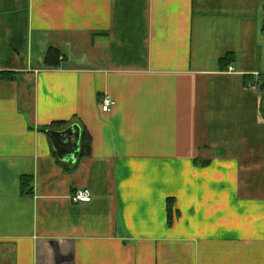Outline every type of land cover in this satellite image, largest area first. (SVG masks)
<instances>
[{"label": "crops", "instance_id": "0c3cea01", "mask_svg": "<svg viewBox=\"0 0 264 264\" xmlns=\"http://www.w3.org/2000/svg\"><path fill=\"white\" fill-rule=\"evenodd\" d=\"M263 21L264 0H0V264H264ZM73 119L53 131L86 130L83 160L44 131Z\"/></svg>", "mask_w": 264, "mask_h": 264}, {"label": "trees", "instance_id": "16d2710c", "mask_svg": "<svg viewBox=\"0 0 264 264\" xmlns=\"http://www.w3.org/2000/svg\"><path fill=\"white\" fill-rule=\"evenodd\" d=\"M261 36L264 38V21L261 27ZM61 53L59 52V50L56 49H50L48 51V54L46 56L45 59V65L46 67H54V68H59L61 65ZM234 62V57L232 55H228L225 59H223L221 61V65L226 68L228 66H230L232 63ZM5 78L7 79H12L13 75L11 74H5ZM251 81L253 80V78H249ZM262 80V86L261 89L262 91H264V77L260 78ZM263 109H264V96H263ZM73 122H75V120H71L68 122H55L53 124H51L50 126L44 128V131L47 132L48 130H58V129H62L65 127L70 126ZM91 155V140H90V136L87 133L86 130L82 131L81 134V140H80V159L83 160L84 158H87ZM32 184H33V179L32 178H28L25 177L22 179V190H23V194H31L32 191ZM167 210H168V224L171 226L172 225V221H173V201L172 199H169L167 202Z\"/></svg>", "mask_w": 264, "mask_h": 264}, {"label": "water", "instance_id": "95a60500", "mask_svg": "<svg viewBox=\"0 0 264 264\" xmlns=\"http://www.w3.org/2000/svg\"><path fill=\"white\" fill-rule=\"evenodd\" d=\"M80 132L81 131L77 126H72L62 132L51 130L47 132V135L51 139L60 158H63L62 152H65V150L69 151V153L72 154V157L77 158L81 140ZM72 137H75V141H72Z\"/></svg>", "mask_w": 264, "mask_h": 264}, {"label": "built area", "instance_id": "2783aa9c", "mask_svg": "<svg viewBox=\"0 0 264 264\" xmlns=\"http://www.w3.org/2000/svg\"><path fill=\"white\" fill-rule=\"evenodd\" d=\"M255 88L256 86H251L250 89H255ZM114 106H115V101L113 100V98L108 94H105L100 102L101 111L103 113H110L113 110ZM91 198L92 197L90 190L81 189L74 194L72 200L75 203H83V202H90Z\"/></svg>", "mask_w": 264, "mask_h": 264}]
</instances>
